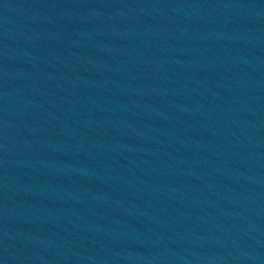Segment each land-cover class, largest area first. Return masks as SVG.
<instances>
[{
    "label": "water",
    "instance_id": "water-1",
    "mask_svg": "<svg viewBox=\"0 0 264 264\" xmlns=\"http://www.w3.org/2000/svg\"><path fill=\"white\" fill-rule=\"evenodd\" d=\"M0 264H264V0H0Z\"/></svg>",
    "mask_w": 264,
    "mask_h": 264
}]
</instances>
